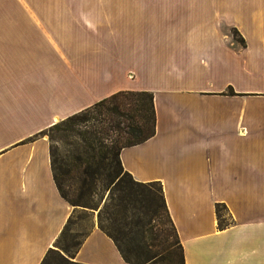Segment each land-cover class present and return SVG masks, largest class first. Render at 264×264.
I'll return each instance as SVG.
<instances>
[{
	"label": "crops",
	"instance_id": "1",
	"mask_svg": "<svg viewBox=\"0 0 264 264\" xmlns=\"http://www.w3.org/2000/svg\"><path fill=\"white\" fill-rule=\"evenodd\" d=\"M120 90L154 94L121 162L162 183L183 264H264V0H1L0 264H41L74 210L41 133ZM96 214L75 261L129 264Z\"/></svg>",
	"mask_w": 264,
	"mask_h": 264
},
{
	"label": "trees",
	"instance_id": "2",
	"mask_svg": "<svg viewBox=\"0 0 264 264\" xmlns=\"http://www.w3.org/2000/svg\"><path fill=\"white\" fill-rule=\"evenodd\" d=\"M232 33L244 41L237 28ZM156 129L153 92L120 90L41 133L49 135L58 190L74 207L57 248H50L41 264H50L52 258L68 262L62 251L75 257L93 229L94 210H99V228L114 240L127 263L185 262L162 183L137 181L121 162L123 148L145 142ZM223 210L225 205L217 204L220 228L230 224Z\"/></svg>",
	"mask_w": 264,
	"mask_h": 264
},
{
	"label": "rangeland",
	"instance_id": "3",
	"mask_svg": "<svg viewBox=\"0 0 264 264\" xmlns=\"http://www.w3.org/2000/svg\"><path fill=\"white\" fill-rule=\"evenodd\" d=\"M1 1V0H0ZM2 1H4V0H2ZM18 1H24V0H18ZM228 30L230 31V32H232V27H228ZM242 43H244V41H242ZM48 137H49V135H48ZM107 195H108V192H105V198L107 197ZM103 203V202H102ZM101 207H102V205H101ZM100 207V208H101ZM95 211L97 212V219H98V213H99V210H94V211H92V222H93V225H94V214H95ZM223 215L228 219L229 217L227 216V212L226 211H224L223 210ZM229 220V219H228ZM57 247L54 245V248L53 249H56ZM62 253L66 256V258H68V262H61V261H59V260H57V259H54V258H52L51 259V263L50 264H79V263H77L76 261H75V257L74 256H71V255H68V254H66V253H64L63 251H62Z\"/></svg>",
	"mask_w": 264,
	"mask_h": 264
}]
</instances>
